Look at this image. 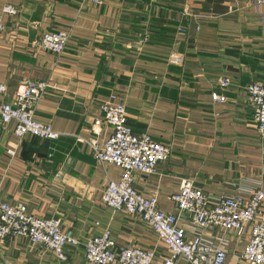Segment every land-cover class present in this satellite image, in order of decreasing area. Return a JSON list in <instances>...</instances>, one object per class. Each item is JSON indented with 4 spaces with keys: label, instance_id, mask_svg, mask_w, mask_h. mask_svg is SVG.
<instances>
[{
    "label": "crops",
    "instance_id": "1",
    "mask_svg": "<svg viewBox=\"0 0 264 264\" xmlns=\"http://www.w3.org/2000/svg\"><path fill=\"white\" fill-rule=\"evenodd\" d=\"M19 9L4 15L0 38V101L11 102L22 81L47 82L34 117L59 137H18L0 123V199L23 203L41 218H57L61 231L77 238L60 261L24 237L0 240V264H90L82 243L108 230L115 249L132 245L155 253L162 264L166 246L134 216L101 201L120 169L101 165L87 141L105 142L103 103H122L136 133L148 132L170 148L153 173L134 172V187L156 193L157 207L179 211L171 196L182 179L204 193L230 196L264 191V144L245 87L264 75V4L253 0H0ZM67 29L62 54L40 51L35 42L47 31ZM229 81L227 87L219 79ZM225 96L216 102L212 93ZM97 130V132H94ZM8 150L14 152L11 155ZM59 175V176H57ZM97 222V224H95ZM182 213L179 223L189 227ZM205 237L225 242V264H246L239 253L249 230L208 229ZM193 237L192 229L186 238ZM174 264H188L183 257Z\"/></svg>",
    "mask_w": 264,
    "mask_h": 264
},
{
    "label": "built area",
    "instance_id": "2",
    "mask_svg": "<svg viewBox=\"0 0 264 264\" xmlns=\"http://www.w3.org/2000/svg\"><path fill=\"white\" fill-rule=\"evenodd\" d=\"M101 4L102 0H81ZM150 3L157 0H146ZM254 6L264 0H253ZM19 9L4 3L0 9V38L4 37V15L17 16ZM67 29L44 32L35 42V48L55 55L63 53L69 40ZM221 87L229 81L219 79ZM50 85L45 81L26 79L22 81L11 102L0 101V123L12 125V132L22 137L54 140L59 137L48 123L34 117L38 101L47 93ZM245 96L254 109V122L259 140L264 144V75L259 81L245 87ZM7 85L0 83V96L6 94ZM216 102L225 96L212 93ZM103 122L111 127L107 140L99 144L94 138L88 144L94 158L101 164L111 163L119 167L117 180L109 179L101 194V201L113 211H122L147 224L166 246L168 256L162 264H174L183 257L188 264H225V242H214L205 237L208 229L232 230L238 233L249 230V240L239 253L246 264H264V191L254 188L247 191L248 199L241 192L230 196L214 197L196 187L192 180L182 179L178 191L171 198L179 214L166 213L157 207L156 193L144 195L134 187V172L153 173L158 163L170 156V148L148 132L136 133L127 121L122 103H103L100 107ZM97 132V130H94ZM8 152L13 155L12 150ZM59 176V175H57ZM190 217L189 227L179 223L181 214ZM97 224V222H95ZM192 229L193 237L186 238ZM24 237L30 243L51 252L60 261L67 258L66 248L78 247L77 238L61 231L57 218H41L33 215L23 203L10 204L0 199V240ZM84 258L90 264H152L155 253L132 245L115 249V241L108 230L86 239L83 243Z\"/></svg>",
    "mask_w": 264,
    "mask_h": 264
}]
</instances>
